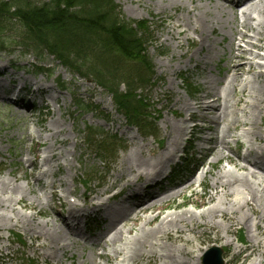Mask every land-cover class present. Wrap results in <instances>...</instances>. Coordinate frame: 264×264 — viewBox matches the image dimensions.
Here are the masks:
<instances>
[{
  "label": "bare ground",
  "instance_id": "6f19581e",
  "mask_svg": "<svg viewBox=\"0 0 264 264\" xmlns=\"http://www.w3.org/2000/svg\"><path fill=\"white\" fill-rule=\"evenodd\" d=\"M160 1L164 10H176L177 15L172 16L167 31L176 47L180 48L177 38L180 36L185 43L197 44L195 56L188 55L186 64L178 69L196 72L201 94L193 99V104L177 96L166 108L173 120H163L166 124L163 127L164 147L160 145L159 152L150 149L145 154L149 145L135 144L121 158L120 168L111 176V184L98 195L77 194L72 188L73 181L68 186L59 175L60 160L72 153L59 148L66 144V139H56L57 135L64 134L58 120L44 128L49 135L36 136L38 141L27 132L23 134V143H32L30 148H24L32 158L23 161L26 169L32 170H23V178H31L33 184L19 185V178L11 170L10 178L0 177V229L18 226L29 235L31 244L28 248L34 254V264H39V259L43 264H50L58 254L65 257L68 248L75 246L90 251L91 264L95 259L102 260L103 264H111L112 260L119 261L115 264L142 261L155 264L158 259L161 264H200V244L193 247L189 236H221L220 231L231 236L232 227L249 225L255 236L264 237V131L261 129L264 127V0H231L232 4L226 0ZM228 21L231 22L228 56L218 59L210 36L219 37L215 33L216 27L224 28ZM190 36H196L195 42H190ZM201 53L204 56L197 57ZM179 58H185V54ZM188 63L192 66L188 67ZM211 63H214V69L222 65L223 75L220 74L219 79L206 77L212 70ZM13 67L16 70L17 66ZM171 69L168 71L173 74L177 67ZM158 71L166 72L161 66ZM0 75H7L5 68L0 69ZM11 81L15 89L29 88L27 81L16 73L12 74ZM29 82L35 87L34 92L41 98V103L49 100L56 104L54 79L50 82L31 79ZM2 83L0 81V89L7 87ZM22 119L29 122L25 114ZM191 121L195 123L193 128L189 125ZM194 132L200 134L195 150L205 157L195 174L197 178L190 176L167 190L154 192V187L164 180L163 167L175 157L188 134L191 135L189 140H193ZM229 140L236 145V152H232ZM43 149L41 167L38 168L36 161ZM208 156L215 161H208ZM220 160L233 169L218 166ZM66 163L70 169L71 164L68 160ZM125 164L128 165L123 172ZM213 169H216L214 173ZM127 172L129 175H124ZM208 175L213 178L209 191L199 197L193 195L194 184L201 186ZM45 178L46 183L43 182ZM114 187L119 190L109 195V189ZM187 190H191L192 195L186 199V204L204 206V210L198 213L183 210L161 216L165 209L180 208L181 205L175 204V197H184ZM68 198L74 201L69 202ZM55 199L67 208L64 219L59 218L56 208L51 206L50 202ZM111 203H115L113 208ZM16 205L33 214L19 212ZM43 209L49 212L52 221L33 226L34 216L46 215ZM89 214L95 215L103 225L96 236L85 235L81 225ZM217 220L224 224L220 225ZM153 223L156 225L152 226ZM133 231L135 234L124 241V235ZM253 236L244 249L249 251L246 257L259 254L262 259L254 258L249 264H263L264 242H253ZM122 241L123 244L116 248ZM177 243L187 249H179ZM229 245L231 243L225 240V246ZM97 250H100L99 254ZM175 252H180L183 258L177 259ZM241 252L237 250L238 254Z\"/></svg>",
  "mask_w": 264,
  "mask_h": 264
},
{
  "label": "rangeland",
  "instance_id": "374dc122",
  "mask_svg": "<svg viewBox=\"0 0 264 264\" xmlns=\"http://www.w3.org/2000/svg\"><path fill=\"white\" fill-rule=\"evenodd\" d=\"M4 1L9 2L10 0ZM28 1L34 2L40 0ZM166 1L169 2L171 0ZM114 2L120 7L125 19L143 21L150 25L148 38H150L151 41L150 45L147 46L146 57L152 64V69L150 71H152L153 84L150 82L145 89L139 90L137 94L144 97L147 101V110L144 111V113H147L148 118L151 117L150 122L156 136L149 137L140 133L136 128L128 127L125 124L126 120L124 117L116 111L112 99L92 81L82 79L80 76L73 74L45 53L36 55L33 51H25L24 49L17 48L16 43L18 41L14 38L17 34L6 29V32L0 36L1 40L9 47L8 50H0V69L3 67L7 71V75L1 77L3 79L0 80L1 83L3 82L2 84L7 86L0 89V177L10 178L9 171L11 170L19 178V185L22 186L27 182L29 183L30 181H28V179L23 178L22 170L25 166L22 161L24 158H31V156L25 152L24 148L28 149L31 147L32 143H23V134L27 132L32 136L34 141H38L36 136H40L41 138L42 136L46 137L49 135L44 128L49 127L51 121L58 120L64 129L63 132L65 136L64 134L63 136L60 134L56 136V139H62L63 137L66 139V144L59 148L64 151L68 149L72 153L70 156L66 155V159L60 160L59 175L67 181L68 186L71 184V181H73L72 188L76 190L77 194H90V196L101 194L111 184V176L120 168L121 158L132 150L135 144L142 145L144 143L149 145L148 148L144 150L145 154H147V151L150 149L159 152L162 149L160 145L164 147L163 127L166 126V124H163V120L165 118L169 121L173 120L172 115L166 108L174 103V99L179 96L182 98V101L193 104V99L201 94L200 86H198L200 80L196 78V72H186L178 69V67L182 68L186 64L188 55L195 56L198 52L197 45L194 44L192 47L188 43H185L183 37L180 36L177 37L179 39L180 48H177L174 42L170 40L171 37L167 33L172 16L175 17L177 15L175 14L176 10H164L160 0H114ZM202 4H207V2H203ZM186 6H188V4ZM152 18H155L154 22H152ZM10 24L12 25L11 30L15 29L17 31V23L10 21ZM229 26H231L230 21L227 22L224 28L217 26L215 33L219 35V37L210 36L213 51L216 53V58L218 59L228 56L227 45L231 37ZM238 29L240 28L238 27ZM183 54H185V58L180 59L179 56ZM203 56L204 53L197 55V57ZM13 65L17 66L16 70L14 67L12 68ZM213 65L214 63H211L212 70L206 75L209 80L218 79V70H221L214 69ZM158 66H161L166 72L160 73L158 71ZM191 66L192 63H188V67ZM171 67H177V70H175L173 74H170L168 71L172 70ZM178 72H183L182 74H184L183 77L186 79V84L189 86L192 85L197 91L191 93V97L189 96V90L185 88L186 84L176 76ZM15 73L17 76L27 81L26 83L29 85L28 89H30L34 99V108H29L26 112L18 109L11 103H8V106L7 102L1 99L4 94H6L7 88H9L10 92L9 97H14L15 92L20 91V88L15 89L13 85H9V82H12V74ZM46 76L50 77L46 79V81L50 82L54 79L58 88H61L59 90L56 87L54 88L53 93L55 96H58L56 104H53L49 100H44V102L41 103V98L36 93H33L35 87L30 85L29 81L31 79L40 80L45 79ZM119 91H123V86ZM77 102L82 105V110L80 111L76 110ZM57 108H59V112H56ZM24 114L29 117V122L23 121L22 116ZM57 117L58 119H56ZM87 128L95 129L98 131L96 133L103 134L102 137L92 136L91 141H89L88 137H84ZM261 129L264 131V127ZM112 135H116V138H114L115 141L112 140L111 143V141H107V137H111ZM199 136L200 134L197 132L194 133V139ZM185 140L184 138L182 144ZM52 141L55 142V140ZM132 141L135 142L133 145L131 144ZM231 141L232 140H229V146L232 152H235L236 145ZM243 141L242 139L240 140L241 143H243ZM91 142L93 144H91ZM107 142H109L106 145L107 152L104 154L99 153L97 145L103 146ZM196 146V141L191 145H186L185 150L190 149L189 151H191L192 157L190 155L185 161H183L184 159L180 160L181 156L178 157L179 154H182L178 149V153H176L175 157L171 160V164L169 163L163 167V174L167 176L170 170L181 163L180 166H177V169H183L185 172H179L177 170L175 173V175H177V183L185 181L186 178L190 176H194L196 171L201 167L200 164L204 158L203 155L196 153ZM44 150L45 149L41 151L38 157L39 159L36 161L39 166ZM207 159L208 161H215L211 156H208ZM67 160L71 164L70 169L66 163ZM189 164L191 165L189 166ZM127 165L128 164H125L123 166V172H125ZM218 166L226 167L231 170L233 169L231 165H227V163L222 160L219 161ZM215 171L216 169H213L212 173ZM124 175H129V172ZM212 179L213 178L208 175L204 184L201 186L195 183L193 188L195 194L193 195L199 197L201 194L209 191ZM169 183L170 182L167 181L163 182L162 186L157 187L155 191L162 192V190L169 189ZM118 190V187L111 188L108 194H115ZM58 193L62 194L60 189H58ZM191 195V190H187L184 193V197H175V204H179L181 207L178 209H165L162 211L161 216L176 214L183 210H190L195 213L203 211L205 208L204 206L194 207V205L190 203L186 204V199ZM27 198H31V196ZM59 202V200L55 199L53 205L58 208ZM114 204L115 203H111L110 206L113 208ZM15 209L27 215L33 214L31 211L21 209L19 205H16ZM42 211L45 212L46 215L34 216L32 222L33 226L52 221L49 212L46 209ZM56 215L63 218L66 216V211L58 208L56 210ZM94 222L95 224L93 226L95 228L97 227V230L100 227L101 229L103 228L98 218L95 219ZM217 222L220 225L224 224L219 220H217ZM155 225L156 223L152 224V226ZM239 229H241L240 236L238 235ZM97 230L95 229V231H92V233H96L95 236L100 232ZM231 231V236H225V234L220 231L221 236L187 237L191 240V245L193 247L200 244L201 250L199 254L201 256L212 246L221 247L222 245V258L225 262L224 264H249L254 258L256 260L262 259L259 254H255L256 257H246L249 251L245 252L244 249L248 247V243L252 241L251 235H254L253 242L258 241L260 243L264 242L263 236H255L256 233L254 229L249 225L246 227L236 225L232 227ZM134 234L135 231L130 235H124V241L126 237L131 238ZM18 238L22 243L18 242ZM238 238H241L244 243L239 244L237 242ZM225 240H228L231 245L225 246ZM124 241L116 244V248L121 246ZM28 244L29 235L20 227L0 229V264H26L27 258L32 257V254L24 249ZM176 247H179V249H187V247L182 246V243H177ZM237 250H241L242 252L238 254L236 253ZM98 252H100V250L96 251V253ZM175 254L177 259L183 258L180 252H175ZM6 255H8V258L5 257ZM90 255V251L86 248L81 249L77 246L74 248L69 247L65 253V257L58 254L56 260L50 262V264H57V261H59L58 264H91ZM96 260L97 259H95L94 264H103L102 260ZM116 262L119 261L112 260L111 264H115ZM138 264L150 263H148V261H142ZM155 264H161L160 259H158Z\"/></svg>",
  "mask_w": 264,
  "mask_h": 264
},
{
  "label": "trees",
  "instance_id": "16d2710c",
  "mask_svg": "<svg viewBox=\"0 0 264 264\" xmlns=\"http://www.w3.org/2000/svg\"><path fill=\"white\" fill-rule=\"evenodd\" d=\"M10 21L17 23V31L11 30ZM6 29L17 34V48L44 52L72 73L93 80L131 125L148 130L145 100L135 93L150 81L144 59L147 28L125 20L113 0H0V36ZM8 49L0 37V50ZM122 84L124 93L119 92ZM88 131L89 136L96 133Z\"/></svg>",
  "mask_w": 264,
  "mask_h": 264
},
{
  "label": "water",
  "instance_id": "95a60500",
  "mask_svg": "<svg viewBox=\"0 0 264 264\" xmlns=\"http://www.w3.org/2000/svg\"><path fill=\"white\" fill-rule=\"evenodd\" d=\"M209 254H211L214 264H222L221 252L218 249L213 248L212 250H210ZM211 263L212 262H210L209 264Z\"/></svg>",
  "mask_w": 264,
  "mask_h": 264
}]
</instances>
